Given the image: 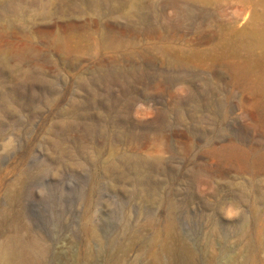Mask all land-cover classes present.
<instances>
[{"label":"rangeland","instance_id":"1","mask_svg":"<svg viewBox=\"0 0 264 264\" xmlns=\"http://www.w3.org/2000/svg\"><path fill=\"white\" fill-rule=\"evenodd\" d=\"M16 1L12 24L0 19V209L19 198L24 237L55 247L49 264H80L88 243L91 264H264V0ZM68 26L82 29L75 68L62 65L46 97L27 74L57 58ZM104 66L129 74L114 82ZM93 75L102 81L79 87ZM91 91L104 106L79 105ZM127 93L118 125L87 128ZM6 105L25 107L20 124ZM128 152L157 199L143 215L123 200L132 186L104 174Z\"/></svg>","mask_w":264,"mask_h":264},{"label":"bare ground","instance_id":"2","mask_svg":"<svg viewBox=\"0 0 264 264\" xmlns=\"http://www.w3.org/2000/svg\"><path fill=\"white\" fill-rule=\"evenodd\" d=\"M22 9L23 8L19 6V4L16 0H0V19L2 18L3 15H5L9 19V23H8L9 25L8 26H10L12 24L11 23L12 17L14 15H17L18 13L22 12ZM246 30L247 29L241 30L240 32H238V34L239 35L246 34L247 33ZM39 34H40L41 38L44 39L47 37L49 32L42 29L39 31ZM0 37H1V34H0ZM81 38H82V29L80 26H78V27L77 26H68L66 28V37L64 39L63 44L59 45L55 48L57 58L50 57L48 55L45 58L44 63L36 65L34 67V69L32 71H30V73L27 74L28 82L32 86H33V84L34 85L35 84H41L42 87H44L43 93H46V94H44L46 97L51 96V94H49V93L54 94L55 90L52 89V81L53 80H52L51 76H54L53 75L54 73L57 74V72H61L62 71V68H61L62 65L65 66V68H69V69L75 68V62H74L75 60L74 59L72 60L69 58L71 56L79 53ZM27 44L34 47V44L32 42H29ZM3 55H4L3 51L0 48V69L6 68V66H7ZM19 57H21L20 54H19ZM99 72H102L103 75L104 74L109 75L111 77L109 79H112L114 82L118 81V78H120L122 73L127 74V75L129 74V72H127V71L110 70L109 68H107V66L102 67L99 70ZM3 75H4L3 71L0 70V86L3 83ZM101 81H102V78L100 76H96V75H93L92 79L90 78L88 80L81 77V76H79L77 78V84L79 85L80 88H90V86L92 87V86L100 83ZM125 86H126V84H125ZM32 89H33L34 93H36V88L32 87ZM129 94H133V93L123 94V95H125L124 98L122 97V99H118V100L116 99V101L112 105L105 107L107 115L106 116L103 115L102 117L101 116L99 117V120L102 124L99 121L95 120L92 124L88 125L87 128L90 131L97 132L100 129L99 127H103L104 125H106L104 128L100 129V131H101L100 133L103 134V133H106V129L110 127L111 124L109 122L111 120L114 119L113 120L114 125H118V123H120V120H121V118H120L121 115L123 113H125L127 111V108L129 109V105H132L134 102V101H132L134 94L132 96H130ZM17 98H19L18 95H17ZM96 98H97V94L95 93V91H91L89 94V98H87V99H89L88 102H86L87 100L84 102L81 101L80 102L81 104H79V105L80 106H88V107L102 105V104H99L97 102ZM15 100H16V97H15ZM102 106H104V105H102ZM27 107H28V110H31L30 113L32 112L29 119L33 120V118H31V117H33V115H37V113L39 111L38 110H32L33 108L29 104ZM17 109L18 110H16V109L11 110L10 105H8V106L6 105V107H5L6 112H13L12 116L14 117V122H16L17 124H20L22 122V119L20 118L21 117L20 116L21 111L23 109H25V107H23V109L22 108L21 109L17 108ZM15 110H16V113H14ZM59 115L61 117H64V116H66V112L63 110L60 112ZM73 115H74V117H73L74 119L80 118V116L77 112ZM123 115L125 118V114H123ZM109 117L112 118L110 121H109ZM123 122H126V121H123ZM103 123H105V124L103 125ZM4 128H5V126L3 127V124L0 123V131H1L0 134L4 133ZM124 128H126V127H124ZM159 136H161V135H159ZM113 143H114L113 141H111V143H109V147L111 149H114ZM106 163H109V164H107L105 166L106 169H104V174L106 176H108V178H110L109 183H108L109 186L111 188H114L115 183L119 182V181L132 186V188H133L132 190H130V191L128 189L125 190V193H124L125 199H123V200L125 202H129V203H132L133 200L136 201L139 205V210L141 212V213H139V215L140 214L143 215L142 214V211L144 210V208L142 207L143 203H146V205H148V206H150L151 204L152 205L156 204L157 199L151 195L153 192L150 193L149 189H147L145 187L146 175L144 172V159H142L139 156H136V154H134V153L128 152L126 154H120V155L114 156V158L111 161L106 162ZM93 181L94 182H92V186L90 187V193L84 194V197H86V200L88 201L89 204L94 201L93 200L94 199L93 194H94V190L96 187L95 184H97V178ZM18 202H19V198L17 196L15 197L14 195H11V196H9L8 203L6 205L7 207L5 209H2V208L0 209V264H49V262L46 260L47 256L54 253L55 247H53V245L45 246V244L42 243L43 241H41V238L39 239L38 236L34 237V235H31L32 237L29 239H26L24 237L25 235H24L23 231H25L27 224L24 225L25 228L23 230V226L20 224L21 222H19V220H21V219H19V218H21V216H19L20 212L16 211L14 209L15 203H18ZM127 204H125V209H126V207L129 206ZM142 208H143V210H142ZM88 210H90V207H88ZM127 226H129V227H127ZM130 226H131V224H129V221H128V222H126L124 228L122 227L123 228L122 229L123 230V236L127 237L130 235L131 230H132L130 228ZM27 229L28 228H26V230ZM88 230H89V236L91 238L94 239V238L99 236L97 234V231H95L94 228L88 229ZM33 234H35V233H33ZM99 238L100 237H98L96 239H99ZM42 240H43V238H42ZM85 252H86L85 256L83 258H81V260H80V264H91L93 262L95 256L91 252V248L89 246V243L86 247ZM154 264H158V259H156L154 261ZM242 264H246V263H242Z\"/></svg>","mask_w":264,"mask_h":264}]
</instances>
